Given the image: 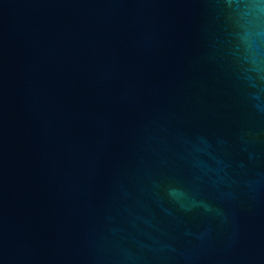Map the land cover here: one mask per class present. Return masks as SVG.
I'll list each match as a JSON object with an SVG mask.
<instances>
[{
  "label": "water",
  "instance_id": "obj_1",
  "mask_svg": "<svg viewBox=\"0 0 264 264\" xmlns=\"http://www.w3.org/2000/svg\"><path fill=\"white\" fill-rule=\"evenodd\" d=\"M262 0H0V264H264Z\"/></svg>",
  "mask_w": 264,
  "mask_h": 264
},
{
  "label": "clouds",
  "instance_id": "obj_2",
  "mask_svg": "<svg viewBox=\"0 0 264 264\" xmlns=\"http://www.w3.org/2000/svg\"><path fill=\"white\" fill-rule=\"evenodd\" d=\"M262 2H264V0H262ZM259 35H260V40L264 41V33ZM256 51H257V65H258L257 75H259L262 67H264V44L258 43Z\"/></svg>",
  "mask_w": 264,
  "mask_h": 264
}]
</instances>
